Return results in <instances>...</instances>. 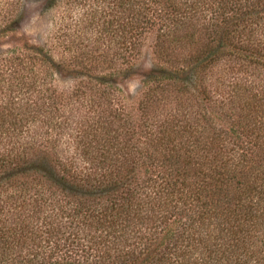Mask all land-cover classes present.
Wrapping results in <instances>:
<instances>
[{
    "label": "trees",
    "instance_id": "obj_1",
    "mask_svg": "<svg viewBox=\"0 0 264 264\" xmlns=\"http://www.w3.org/2000/svg\"><path fill=\"white\" fill-rule=\"evenodd\" d=\"M30 2L88 6L70 56L15 39ZM9 35L0 264H264V0H0Z\"/></svg>",
    "mask_w": 264,
    "mask_h": 264
},
{
    "label": "rangeland",
    "instance_id": "obj_2",
    "mask_svg": "<svg viewBox=\"0 0 264 264\" xmlns=\"http://www.w3.org/2000/svg\"><path fill=\"white\" fill-rule=\"evenodd\" d=\"M88 9V6L83 7L82 5L78 6L72 4L64 5L54 10L44 11L40 3L30 2L27 6V17L25 22L21 26L19 32L15 34V39L24 38L35 45H46L47 43L48 45H53L54 55L57 59L63 56H70L68 51H65L64 47H60V45L68 41L69 34L70 37H73L74 31V39L76 40L77 30L83 29L89 22V20L86 19H88V16L90 18V15H85ZM68 15L69 17L67 18ZM66 21L69 22L68 26ZM95 26L91 27L89 34L96 35L97 29ZM12 36L13 35H9L7 38L0 41L3 44L0 52L16 45V40H12ZM152 43V39L145 42L136 74L129 78L120 77L118 80V86L126 97L136 99L139 95L141 74L149 70L153 63ZM76 47L79 48V43H77ZM74 83L75 81L68 79L61 81L60 85L62 88H70Z\"/></svg>",
    "mask_w": 264,
    "mask_h": 264
}]
</instances>
